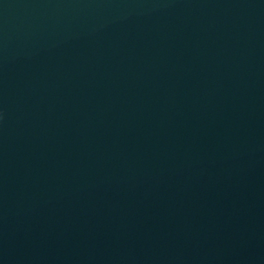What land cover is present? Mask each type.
<instances>
[{
	"label": "water",
	"instance_id": "water-1",
	"mask_svg": "<svg viewBox=\"0 0 264 264\" xmlns=\"http://www.w3.org/2000/svg\"><path fill=\"white\" fill-rule=\"evenodd\" d=\"M0 264H264V0H0Z\"/></svg>",
	"mask_w": 264,
	"mask_h": 264
}]
</instances>
